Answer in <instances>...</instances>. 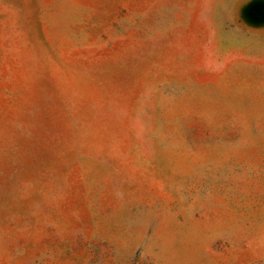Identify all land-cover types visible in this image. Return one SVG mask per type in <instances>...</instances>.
Returning a JSON list of instances; mask_svg holds the SVG:
<instances>
[{
  "label": "rangeland",
  "instance_id": "obj_1",
  "mask_svg": "<svg viewBox=\"0 0 264 264\" xmlns=\"http://www.w3.org/2000/svg\"><path fill=\"white\" fill-rule=\"evenodd\" d=\"M0 264H264V0H0Z\"/></svg>",
  "mask_w": 264,
  "mask_h": 264
}]
</instances>
